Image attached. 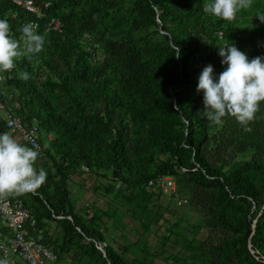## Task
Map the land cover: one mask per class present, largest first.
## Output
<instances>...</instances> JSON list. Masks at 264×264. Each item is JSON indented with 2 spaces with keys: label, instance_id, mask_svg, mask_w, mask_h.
Instances as JSON below:
<instances>
[{
  "label": "trees",
  "instance_id": "1",
  "mask_svg": "<svg viewBox=\"0 0 264 264\" xmlns=\"http://www.w3.org/2000/svg\"><path fill=\"white\" fill-rule=\"evenodd\" d=\"M34 1L41 18L0 0V19L14 39L33 22L44 38L42 51L17 58L3 74L0 91L4 102L17 104L24 123L37 126L42 147V135L53 137L43 147L51 165L45 182L33 192L9 194L34 216L31 235L53 249L57 264L74 251L83 264H143L127 258L130 249L119 253L106 244V213L94 208L85 220L74 211L69 182L82 169L106 180L105 194L133 203L128 210L146 229L142 222L162 210L153 215L147 206L163 192L148 184L170 176L179 187L186 182L190 193L209 194L211 223L199 219L196 230L209 224L225 233L215 248L197 243L188 257L192 264H264V102L248 132L228 116L221 125L202 117L203 93L196 91L205 66L212 65L216 77L226 67L219 46L230 43L249 60L264 57V23L256 18L264 0H253L232 21L205 14L210 0ZM51 19L60 30L49 26ZM83 36L101 46V62L93 61L95 49ZM48 222L61 230V240L48 235Z\"/></svg>",
  "mask_w": 264,
  "mask_h": 264
},
{
  "label": "rangeland",
  "instance_id": "2",
  "mask_svg": "<svg viewBox=\"0 0 264 264\" xmlns=\"http://www.w3.org/2000/svg\"><path fill=\"white\" fill-rule=\"evenodd\" d=\"M127 7L128 1L124 4V11H127ZM88 39L83 36L81 41L87 43ZM88 42L93 45L90 47L95 49L93 61L101 62L104 58L103 49L92 41ZM45 72L42 68L38 75L43 79ZM12 136L22 144L18 136ZM42 138L47 139L43 140V147L46 149L53 137L42 135ZM34 167L37 170L43 169L46 174L51 169L46 157L37 159ZM174 182V192L168 189L167 192L154 197L148 204V212H153V215L156 214L157 209L162 210L159 218L156 219V215L153 217L151 214L150 222L145 220L142 222L146 225V229L128 210L129 206L134 205L133 203L122 197L116 200L111 199L110 195L105 194L102 186L108 184L106 180H100L82 169L70 179L69 187L74 211L82 215L85 220H88L94 208L106 213L107 216H102L104 222L102 232L106 244L113 246L119 253L130 249L128 253H124L129 260H139L143 264H192L188 257L190 250L196 247L197 243L204 244V249L215 248L225 238V233L209 224L203 226L201 224V227L196 230V222L199 219L210 220L211 223L212 219L207 216L210 205L209 194L199 189L190 193L186 182L180 187L176 181ZM108 217H111V220ZM45 230L52 240H61V230L54 222H48ZM136 242L138 247H132ZM78 257L80 256L77 252H71L62 258L59 264H83Z\"/></svg>",
  "mask_w": 264,
  "mask_h": 264
},
{
  "label": "clouds",
  "instance_id": "3",
  "mask_svg": "<svg viewBox=\"0 0 264 264\" xmlns=\"http://www.w3.org/2000/svg\"><path fill=\"white\" fill-rule=\"evenodd\" d=\"M253 0H210L203 6V12L224 21H232L238 12L252 7ZM256 18L264 23V13ZM23 41V47L21 45ZM44 46V38L35 34L30 25L21 28L20 40L10 35V26L0 19V81L4 73L14 69L17 58L30 53H39ZM224 70L213 75L212 65L203 68L198 77L197 93H203V110L198 112L211 124L221 125L228 116L243 128L251 131L249 124L254 120L259 106L264 102V57L251 60L247 55L228 43L218 47ZM178 59L180 50L175 48ZM27 72L20 73V79L27 81ZM39 152L17 142L5 132L0 134V198L12 193L33 192L46 180V172L34 165ZM0 264H7L0 260Z\"/></svg>",
  "mask_w": 264,
  "mask_h": 264
},
{
  "label": "built area",
  "instance_id": "4",
  "mask_svg": "<svg viewBox=\"0 0 264 264\" xmlns=\"http://www.w3.org/2000/svg\"><path fill=\"white\" fill-rule=\"evenodd\" d=\"M17 6L34 14L37 18L44 13L36 5L34 0H11ZM43 8L49 7V2H42ZM35 30L37 23L29 24ZM49 26L54 30L62 27L58 20L51 19ZM221 37V33H219ZM200 65L198 66V68ZM5 80L0 81V91ZM17 104L10 105L3 101L0 94V116L8 129V133L18 136L24 146L34 148L39 152L38 160L44 158V149L39 142V131L35 124L24 123L20 116L15 114ZM148 186H155L163 192L175 191V183L172 177H160L151 180ZM36 224L34 216L24 206L20 199L9 195L0 198V258L7 264H57V255L52 248L40 241V237H34L30 229ZM97 248L101 251L102 246Z\"/></svg>",
  "mask_w": 264,
  "mask_h": 264
},
{
  "label": "water",
  "instance_id": "5",
  "mask_svg": "<svg viewBox=\"0 0 264 264\" xmlns=\"http://www.w3.org/2000/svg\"><path fill=\"white\" fill-rule=\"evenodd\" d=\"M255 222L256 221H254L253 222V225H252V233H254V231H255ZM248 247H249V249L251 250V244H250V242H249V244H248ZM101 252L103 253V256L105 255V251L104 250H101Z\"/></svg>",
  "mask_w": 264,
  "mask_h": 264
}]
</instances>
